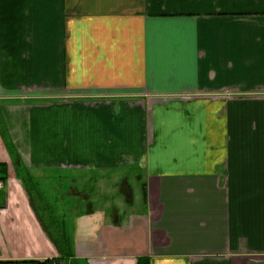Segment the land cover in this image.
<instances>
[{"label": "crops", "instance_id": "0c3cea01", "mask_svg": "<svg viewBox=\"0 0 264 264\" xmlns=\"http://www.w3.org/2000/svg\"><path fill=\"white\" fill-rule=\"evenodd\" d=\"M0 181V264H264V0H0Z\"/></svg>", "mask_w": 264, "mask_h": 264}, {"label": "rangeland", "instance_id": "374dc122", "mask_svg": "<svg viewBox=\"0 0 264 264\" xmlns=\"http://www.w3.org/2000/svg\"><path fill=\"white\" fill-rule=\"evenodd\" d=\"M129 172H130L129 184L132 186L133 197L135 198V204L131 208V212H132L135 209H137L136 198H137V193H138V189H139V184L134 181V178H135V173L139 172L138 171V167L137 168L136 167L130 168ZM63 173L68 175V173H65V172H63ZM90 174L97 178V177L102 175V171L101 172H90ZM51 175H54V174H51ZM61 175H63V174H61ZM76 175H79V174H76ZM119 175L118 174L114 175L112 173H105V208L108 207V205H112V203H114V205L116 204V206L118 205L116 207L118 209L124 210L123 208H127L126 204L124 203V201L119 198V192L117 190V185L119 184L118 182L120 180V178H119L120 176ZM64 177H65V175H64ZM62 182L64 183L63 185H65L66 188L69 187L70 184L68 183V180H63ZM78 185H80V188H82V186H81L82 183H79ZM60 189H61V193H62L63 192L62 191V186H60ZM126 189H125L126 194L129 195L127 200H129L130 199V194H128V193H130L131 190H128V188H126ZM70 191H72V190L70 189ZM114 193L117 194V195H115L114 197H111L112 194H114ZM63 194H64V192H63ZM65 199H66V197L64 199H61V201H59V199H58V202L56 201L57 204H56V206L54 205L55 206V210L58 207L57 210L60 212V210L62 209V203H63V201ZM49 201L50 200L47 199V201L38 203L37 202V198L36 199L34 198L35 207H37V209L39 207L40 210L43 209V203L47 204L48 207L51 208V210H54V208L51 207L53 203H50ZM62 211H64V210H61V212ZM46 213H47L46 215L44 214V216H45L44 220H47V224H49V216H48V214H50L51 212H49L48 208L46 209ZM67 215L68 214H66V218L68 217ZM54 216H56V215L54 214ZM61 220H62V216H61ZM69 226H71V223L69 224Z\"/></svg>", "mask_w": 264, "mask_h": 264}, {"label": "trees", "instance_id": "16d2710c", "mask_svg": "<svg viewBox=\"0 0 264 264\" xmlns=\"http://www.w3.org/2000/svg\"><path fill=\"white\" fill-rule=\"evenodd\" d=\"M4 170L5 169H2L1 173H3ZM17 175L22 180V182L24 183L25 188H26L28 193H32V192L35 191L34 184L31 182V180H30L31 178L29 177V175L27 173H25V175H23V176L20 175V173H17ZM1 179H4V178H1ZM29 196H30V194H29ZM30 199H31V202H32L33 201L32 197ZM50 224H51L50 222H49V224H46L45 231L47 232L49 237L52 239V241L55 244V246L60 250V252H61L60 260L68 261V258H69L70 255L67 254L65 252V249H64V243L66 242L65 233H64V231L61 232V230H57L54 227H53V229H50V227L52 225V224L51 225ZM58 260H55V259H53V260H44V261H41V262L40 261H31V263L32 264H52L54 262H58ZM137 264H149L148 257L138 258L137 259Z\"/></svg>", "mask_w": 264, "mask_h": 264}, {"label": "built area", "instance_id": "2783aa9c", "mask_svg": "<svg viewBox=\"0 0 264 264\" xmlns=\"http://www.w3.org/2000/svg\"><path fill=\"white\" fill-rule=\"evenodd\" d=\"M1 185H2V182L0 181V188H1ZM52 264H63V263H56V262H54Z\"/></svg>", "mask_w": 264, "mask_h": 264}]
</instances>
